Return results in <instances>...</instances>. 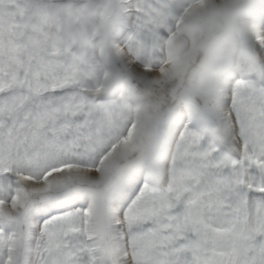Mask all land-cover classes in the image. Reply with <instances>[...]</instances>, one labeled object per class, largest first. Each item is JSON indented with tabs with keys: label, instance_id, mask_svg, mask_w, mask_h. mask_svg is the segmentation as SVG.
I'll return each mask as SVG.
<instances>
[{
	"label": "snow or ice",
	"instance_id": "snow-or-ice-1",
	"mask_svg": "<svg viewBox=\"0 0 264 264\" xmlns=\"http://www.w3.org/2000/svg\"><path fill=\"white\" fill-rule=\"evenodd\" d=\"M0 264H264V0H0Z\"/></svg>",
	"mask_w": 264,
	"mask_h": 264
}]
</instances>
